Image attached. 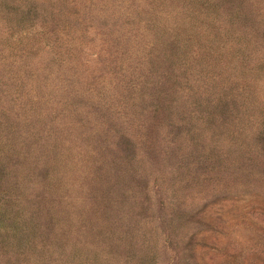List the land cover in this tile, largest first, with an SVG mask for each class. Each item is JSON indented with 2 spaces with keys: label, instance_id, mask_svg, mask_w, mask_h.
Segmentation results:
<instances>
[{
  "label": "rangeland",
  "instance_id": "374dc122",
  "mask_svg": "<svg viewBox=\"0 0 264 264\" xmlns=\"http://www.w3.org/2000/svg\"><path fill=\"white\" fill-rule=\"evenodd\" d=\"M0 264H264V0H0Z\"/></svg>",
  "mask_w": 264,
  "mask_h": 264
}]
</instances>
